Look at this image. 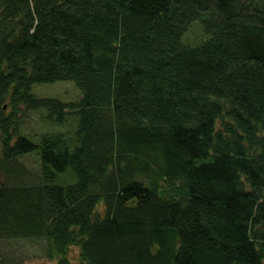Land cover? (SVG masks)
I'll use <instances>...</instances> for the list:
<instances>
[{"label":"trees","instance_id":"trees-1","mask_svg":"<svg viewBox=\"0 0 264 264\" xmlns=\"http://www.w3.org/2000/svg\"><path fill=\"white\" fill-rule=\"evenodd\" d=\"M26 241L264 264V0H0V264Z\"/></svg>","mask_w":264,"mask_h":264},{"label":"rangeland","instance_id":"rangeland-1","mask_svg":"<svg viewBox=\"0 0 264 264\" xmlns=\"http://www.w3.org/2000/svg\"><path fill=\"white\" fill-rule=\"evenodd\" d=\"M198 31H196L195 33H192V36H194L195 34H197ZM196 38V37H193ZM57 84H46L45 86L47 87L46 89V94L43 95L42 97H46V96H54L52 95V91L53 90H61L60 92V96L65 97L66 95H62V94H67L70 90V92H76V89L73 88L72 86H69V84L67 82H63V83H58L57 86H55ZM71 85V84H70ZM49 94V95H47ZM58 95V94H55ZM39 115L33 114V113H29L26 116V122H28L29 126H34L36 128H39V122H38V118L41 116L40 112H38ZM51 127V125H50ZM47 129L49 127H46ZM36 140V139H34ZM13 247L15 248L14 251L15 252V263L19 264V261L23 259V264H57V260L56 259H47V258H36L33 254H34V250L36 248V245L34 243H30L28 241L20 243V242H14L13 243ZM38 248V246H37ZM9 249L8 246H5V248L3 249L4 252H6ZM9 251V250H8ZM32 255V256H31ZM24 258H22V257ZM70 256L71 258L78 260L79 259V249L77 247H74L71 249L70 252ZM21 257V258H20ZM34 257V258H33Z\"/></svg>","mask_w":264,"mask_h":264}]
</instances>
